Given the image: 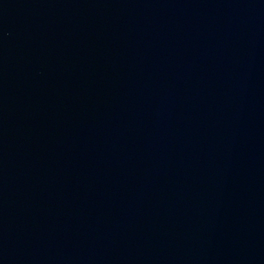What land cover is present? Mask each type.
Instances as JSON below:
<instances>
[{
  "label": "water",
  "instance_id": "obj_1",
  "mask_svg": "<svg viewBox=\"0 0 264 264\" xmlns=\"http://www.w3.org/2000/svg\"><path fill=\"white\" fill-rule=\"evenodd\" d=\"M0 264H264V0H0Z\"/></svg>",
  "mask_w": 264,
  "mask_h": 264
}]
</instances>
